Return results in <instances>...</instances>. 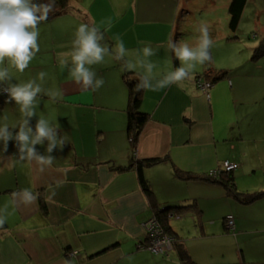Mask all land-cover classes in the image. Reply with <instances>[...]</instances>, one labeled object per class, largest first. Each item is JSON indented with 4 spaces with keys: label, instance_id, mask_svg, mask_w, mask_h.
<instances>
[{
    "label": "crops",
    "instance_id": "0c3cea01",
    "mask_svg": "<svg viewBox=\"0 0 264 264\" xmlns=\"http://www.w3.org/2000/svg\"><path fill=\"white\" fill-rule=\"evenodd\" d=\"M195 3L69 0L64 13L40 25V52L12 82L37 78L41 71L47 74L43 86L62 96L53 102L41 94L37 114L54 119L59 134L69 142L51 153L56 159L43 173L35 164L16 162L15 141L0 154V209L8 205L0 227V264H181L174 248L164 254L148 248L143 223L153 216V205L139 185L135 165L116 169L128 165L132 153L122 64L106 57L104 64L94 66L104 85L96 92H82L70 82L67 69L61 71L57 54L71 49L80 23L111 21L105 33L110 48L116 36L130 53L151 44L158 49L150 58L157 64L155 71L174 70L179 61L173 62L167 42L173 38L195 43L198 32L186 28L190 8L200 5ZM248 3L234 33L228 30V21L227 30L223 26L218 31L214 22L218 17L204 20L215 42L212 65L225 71L223 77L206 91L200 89L196 76L202 66L180 87L141 92L140 109L147 121L136 157L159 158L143 168L158 206L196 200V210L169 217V224L191 258L202 264H264V195L239 203L220 183L201 179L229 160L236 164L232 176L240 191L264 190V55L252 59L255 43L244 44V52L236 46ZM6 100L7 94L1 93L0 124H16L21 119L18 107ZM37 119L30 121L33 129ZM46 146L47 141L36 145L37 151L46 154ZM176 170L196 178L179 177ZM25 189L37 194L38 201L17 206L13 196ZM53 190L55 196L49 199ZM227 214L235 218L234 230L224 226ZM218 236L238 240V259L213 243Z\"/></svg>",
    "mask_w": 264,
    "mask_h": 264
},
{
    "label": "clouds",
    "instance_id": "9594fccd",
    "mask_svg": "<svg viewBox=\"0 0 264 264\" xmlns=\"http://www.w3.org/2000/svg\"><path fill=\"white\" fill-rule=\"evenodd\" d=\"M55 0L46 3H34L33 0H0V93L7 94L6 102H15L21 119L18 123L0 124V154L7 152L9 141H15L18 155L16 162L35 164L43 173L54 164L55 157L51 153L63 148L69 138L58 132L59 124L54 119L37 114L41 94L55 102L62 93L43 86L46 73L41 71L37 78L26 82L13 83L16 74H23L40 52V25L47 22L49 13L54 11ZM111 21H101L100 25L80 23L74 32L69 51L57 54V62L61 71L67 69L70 82L82 92H96L105 83L97 76L95 65L105 63L106 57L122 64L124 71L136 73L135 91H159L172 85L182 86L185 81L195 78L198 67L212 62L211 49L215 42L207 24L197 27L198 38L194 44L174 41L169 38L167 50L179 61V67L163 72L155 71L157 64L150 58L157 54L158 49L151 44L130 53L124 41L114 37V46L105 43V33ZM107 25V26H105ZM143 43V42H141ZM39 80L40 82H37ZM38 116L35 129L31 119ZM13 129L18 131L13 132ZM47 141L46 154H40L36 145H44ZM11 169L14 164L7 165ZM55 196V191L51 197ZM38 195L28 189L13 196V203L30 205L38 201ZM8 205L0 209V227L7 219Z\"/></svg>",
    "mask_w": 264,
    "mask_h": 264
},
{
    "label": "trees",
    "instance_id": "16d2710c",
    "mask_svg": "<svg viewBox=\"0 0 264 264\" xmlns=\"http://www.w3.org/2000/svg\"><path fill=\"white\" fill-rule=\"evenodd\" d=\"M34 3H46L48 0H33ZM247 0H230L228 5V27L232 33L236 31L238 23L240 21L243 9L246 5ZM69 6V0H55V10L49 13L48 20L54 16L64 13ZM234 36V35H233ZM264 55V36L262 37L259 45L254 48L252 53V59L260 58ZM173 62L177 64V59L173 55ZM225 71L217 70L213 67L212 62L203 66V71L196 76V79H200L202 82L209 81L211 84L214 83L217 79L223 77ZM136 73L131 71H125L123 74V78L128 90V103H127V133L129 136V142L131 145V158L128 165L120 167L118 166L116 169L118 170H125L133 165L136 167L138 181L141 189L149 199L150 203L153 205L154 214L152 217L156 220L159 224V227L165 234L172 237L171 248H174L177 252L179 261L181 264H202L194 261L185 244L176 236H174L172 228L169 224V217L173 215H177L179 213H183L188 210H196L197 202L196 200H190L188 203L182 205H164L158 206L155 203V198L151 187L146 180L143 174V168L149 166L153 163L159 161V158H152V159H138L136 157V150H137V143L139 134L147 121V114L140 109L141 103V92L135 91V84L138 82L135 79ZM197 85V84H196ZM1 94V93H0ZM229 161V160H228ZM234 170V169H233ZM231 171H223L218 175H209V172L202 177L204 181H213L220 183L227 195H229L234 200L238 201L239 203H249L261 196L264 195V190H256L252 192H244L240 191L234 182V177L232 176ZM175 174L179 177L190 179L196 178L194 175L182 172L180 170H176ZM231 215L234 220V227H235V218L232 214H227L224 217V226L227 228L226 220L227 216ZM233 228H227V230H234Z\"/></svg>",
    "mask_w": 264,
    "mask_h": 264
},
{
    "label": "rangeland",
    "instance_id": "374dc122",
    "mask_svg": "<svg viewBox=\"0 0 264 264\" xmlns=\"http://www.w3.org/2000/svg\"><path fill=\"white\" fill-rule=\"evenodd\" d=\"M210 1L211 0H196L195 4L200 5H194L192 8H190L189 14L186 16V23L188 24L186 28H188V30L192 31L193 33L197 32L198 25L204 23V20L209 17H218V22L214 21L217 25L218 31H220L221 27L223 26L227 30L226 23L229 20L228 5L230 0H213V5L215 7L210 5ZM211 6H213L214 11H210L212 10L210 9ZM206 24L208 23L206 22ZM261 27L264 29V0H250V3H248L246 6L241 28L239 30L241 35L239 39H236V41L240 42L236 45L237 47L240 46L239 52L245 51L244 44L249 46L252 45L250 43H255V47L259 45L262 37L264 36V32ZM232 42H234V40ZM188 218L191 217L188 216ZM237 241L238 240L235 237L231 239L229 237L218 236L213 241V243L221 246V248L225 247L233 254V257L236 256L238 259L240 248L236 245ZM245 247H248V244H246Z\"/></svg>",
    "mask_w": 264,
    "mask_h": 264
},
{
    "label": "built area",
    "instance_id": "2783aa9c",
    "mask_svg": "<svg viewBox=\"0 0 264 264\" xmlns=\"http://www.w3.org/2000/svg\"><path fill=\"white\" fill-rule=\"evenodd\" d=\"M197 86L202 90H207L211 83L209 81L202 82L200 79H196ZM236 168V164L234 162L225 160L221 166L216 167L215 169L209 172V175H218L223 171H231ZM227 228L234 227V220L231 215L227 216L226 220ZM143 227L148 235V248L155 252L164 254L169 249H171L172 237L168 236L161 230L159 224L156 222L154 217H151L147 221L143 223ZM75 251L69 252V254L73 255Z\"/></svg>",
    "mask_w": 264,
    "mask_h": 264
}]
</instances>
